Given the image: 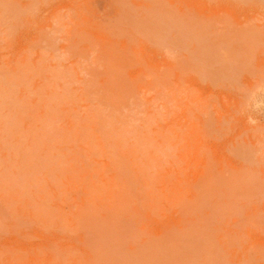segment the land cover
I'll list each match as a JSON object with an SVG mask.
<instances>
[{
  "label": "rangeland",
  "instance_id": "rangeland-1",
  "mask_svg": "<svg viewBox=\"0 0 264 264\" xmlns=\"http://www.w3.org/2000/svg\"><path fill=\"white\" fill-rule=\"evenodd\" d=\"M0 264H264V0H0Z\"/></svg>",
  "mask_w": 264,
  "mask_h": 264
}]
</instances>
